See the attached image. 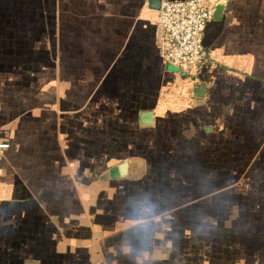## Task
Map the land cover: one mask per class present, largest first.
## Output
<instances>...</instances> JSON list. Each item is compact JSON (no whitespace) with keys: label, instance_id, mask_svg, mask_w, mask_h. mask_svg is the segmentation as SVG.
I'll return each instance as SVG.
<instances>
[{"label":"crops","instance_id":"crops-1","mask_svg":"<svg viewBox=\"0 0 264 264\" xmlns=\"http://www.w3.org/2000/svg\"><path fill=\"white\" fill-rule=\"evenodd\" d=\"M219 1L190 77L148 0H0V264H264V0Z\"/></svg>","mask_w":264,"mask_h":264},{"label":"built area","instance_id":"built-area-1","mask_svg":"<svg viewBox=\"0 0 264 264\" xmlns=\"http://www.w3.org/2000/svg\"><path fill=\"white\" fill-rule=\"evenodd\" d=\"M219 0H161L157 9V44L164 62L195 75L205 60L202 32ZM0 142V148L6 147Z\"/></svg>","mask_w":264,"mask_h":264},{"label":"water","instance_id":"water-1","mask_svg":"<svg viewBox=\"0 0 264 264\" xmlns=\"http://www.w3.org/2000/svg\"><path fill=\"white\" fill-rule=\"evenodd\" d=\"M160 1L161 0H148L147 2V6L151 7V8H155V9H158L159 8V5H160ZM223 8V3L222 1H219L218 3H216L211 11V16L213 18H219V15H220V12ZM204 87L203 85H200V84H197L195 85L193 88H192V95L194 97H198V98H201L204 96ZM115 168H110L109 169V174L111 176H114L115 175Z\"/></svg>","mask_w":264,"mask_h":264},{"label":"trees","instance_id":"trees-1","mask_svg":"<svg viewBox=\"0 0 264 264\" xmlns=\"http://www.w3.org/2000/svg\"><path fill=\"white\" fill-rule=\"evenodd\" d=\"M188 75H189V74H188ZM188 75H187V76H188ZM189 76L192 77L191 75H189Z\"/></svg>","mask_w":264,"mask_h":264},{"label":"rangeland","instance_id":"rangeland-1","mask_svg":"<svg viewBox=\"0 0 264 264\" xmlns=\"http://www.w3.org/2000/svg\"><path fill=\"white\" fill-rule=\"evenodd\" d=\"M250 259V258H249ZM259 260V259H258ZM257 262V260H255Z\"/></svg>","mask_w":264,"mask_h":264},{"label":"clouds","instance_id":"clouds-1","mask_svg":"<svg viewBox=\"0 0 264 264\" xmlns=\"http://www.w3.org/2000/svg\"><path fill=\"white\" fill-rule=\"evenodd\" d=\"M138 223V222H137Z\"/></svg>","mask_w":264,"mask_h":264}]
</instances>
